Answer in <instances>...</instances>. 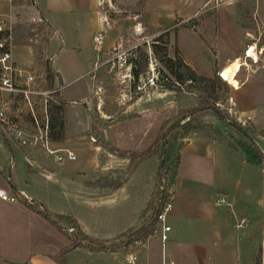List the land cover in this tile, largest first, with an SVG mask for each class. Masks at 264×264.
<instances>
[{"label": "rangeland", "instance_id": "1", "mask_svg": "<svg viewBox=\"0 0 264 264\" xmlns=\"http://www.w3.org/2000/svg\"><path fill=\"white\" fill-rule=\"evenodd\" d=\"M259 1L149 0L148 11L153 7L156 11L154 13L155 16L162 15L165 20L167 14L164 13L166 12H169L168 14L176 12L179 16L183 17L194 12L200 13L205 4H208L207 8L215 5V3L230 5L236 23L250 34L249 42H247L245 47V57L242 56L243 60L242 63L240 62L241 65H238L237 73H240V76L247 75V81L251 85L244 88L241 95L247 97L255 96L256 102L262 104V100L264 99V68L250 72L254 67L260 68L264 59V27L261 26L259 21L261 19L259 12L263 10L264 14V3L261 6ZM110 5H105V14H107L108 23L112 30L114 29L117 32V37H119L111 51L99 58V52L103 47L99 48L98 46L97 48V45L95 46L94 41L90 40V38L88 39V36L81 39V36H73L72 34H68L67 31L63 32V45H61V39L59 40L56 37L53 39L49 51L53 67L58 71L63 82V96L68 101L67 119L70 123L69 133L72 139H74L72 145H74V155L78 158L77 162L87 160L88 157H95L88 149V145L90 144L89 132L91 130L93 131V138L91 140L96 144L95 141L99 138L100 133H103V130L107 126L114 123L112 128L106 129L104 135L105 141L115 148L130 150L135 145H132L130 139L126 136L127 132L134 133L143 129L148 130L152 132L150 140H153L157 127L164 121L166 122L167 138L164 149L165 164L162 167L163 171L161 170L163 176L159 189L168 197L172 192L169 185L172 184L179 153L184 144L181 138L183 133L189 132L190 129H195L193 131L206 132L217 140L242 149L241 153L251 160L250 162L245 161L242 164V162L231 159L226 165L223 164L228 174L225 180L226 184L223 186L225 190L214 194L210 207L211 213L207 209L204 210L202 206L197 205L198 202L191 195V192L186 193L181 188L182 196L180 203L184 202L182 205L186 207L184 211L186 214L185 220L178 219L174 223L173 218H167L165 225L167 227L169 225L178 233L182 231L181 228H185L183 229L185 234V230L187 229L190 240L185 244V246L189 245L186 249L190 254L194 251L195 255L196 253L200 254V251L205 249L209 260L208 264H264V171L257 167L252 159L255 154L257 155V151L264 155V143L250 136L253 139L251 143L245 136L226 124L213 112L209 110L199 111L200 105L193 93L182 91L175 96L173 93L163 90L160 85H157L154 89H147L145 84L149 83L154 78V75L157 77V80H159L161 74L170 81H174L164 66L153 58L152 45L155 42L159 46L162 44L157 39L160 34L154 33L152 29H145L144 25L141 24L140 13L143 7V0H110ZM32 8L33 0H3L0 3V19L6 25H8V21H12L13 42L11 52H13V60L16 66L22 67L23 64L19 62L20 66L17 61L20 59L26 60L27 51H31L34 56V64L29 65L27 68H30L29 70L35 74L37 82L34 88L41 91H57L60 85L59 81L55 85L49 83L47 72L45 71L46 61H49L48 41L46 39H50L53 31L45 22L30 21V13L33 12ZM161 10L164 12L161 13ZM168 22L163 21V24L167 26L169 25ZM178 22H176V25ZM138 28L141 29L139 33L136 32ZM182 29V34L179 35L178 39L179 43L181 45L198 46V42L195 41V37L192 34L194 30L191 29V24L184 26ZM111 33L109 31L106 32L104 42L108 38H113V33ZM147 39L153 43L149 41L147 45L145 43ZM78 42H81L80 47H77ZM254 44L257 46L256 57L254 56L255 48L253 50V57L257 58L256 60L248 58L246 55L248 47H254ZM46 47L47 50L45 49ZM134 47L147 56L148 64L146 69H141L137 64H132L131 68L127 66L117 68L113 67L111 62H109L117 52L125 51L128 53ZM175 53V51L171 50L170 57L167 51L170 58L174 57ZM199 60L203 62L202 64L206 68L211 67V63L207 64L205 57L201 54ZM150 65L153 66L152 69H154L155 74L153 71H149ZM134 67H137V71L140 73L137 81H134L133 78L132 69ZM223 78L225 81L219 79L225 83L226 87H221L218 104L223 118L243 130H249L253 134L252 125L249 124L248 120L241 118L237 114L236 108L230 106L234 100L235 85H230L227 79ZM162 82H165V79ZM137 84L146 89L141 92L136 91ZM5 96L11 105V117L16 126L24 132L34 133L32 122L29 121L30 118L32 119L31 111L26 101L18 93ZM140 97H143L142 102L135 108H131L130 113L132 111L134 113L128 119L129 115H124L123 112L127 106L133 104ZM60 99L59 95L57 97L52 95L51 103L48 104L47 108L54 109V107H61L64 111L63 115L65 119L66 104ZM71 100L74 101V104L70 102ZM31 104L33 114L39 125L45 123L44 98L33 96ZM84 104L88 110L87 112L83 107ZM49 115L48 120L50 121ZM87 118L89 119V125L86 131ZM256 119L257 122L264 123V111L262 109H260ZM211 121H216L218 126L225 128L227 131H221L206 124ZM4 131L6 134L3 132L1 134L5 137L7 144L10 145V152L13 157H11L8 150L6 151V142L0 134V147H4L3 150L0 149V188L6 190L11 196H14L8 183L9 178L11 176L16 183L23 182V172L26 171L24 158L19 148L28 154L40 149L28 150L22 148L13 139L10 131L6 129ZM148 142L142 143L141 147L149 146L151 141ZM146 149L144 148V150ZM101 151L104 153L103 160H106V154L112 155L104 147H101ZM98 156L102 161V155L99 154ZM114 158L115 160L118 159L117 157ZM156 158L153 162L150 160L142 163L141 169L145 196L146 194L149 195L150 192V198L155 189L156 177L160 173V160L158 157ZM236 158L243 161L241 156H236ZM190 160L191 157H186V168H189ZM198 161H202V159ZM258 161L261 160L257 157ZM117 179L116 177L107 175V177L100 179V186L103 188L106 186L110 187V185L113 186L117 181L121 180L120 178ZM13 181L12 184L14 186ZM109 199L107 197L104 200ZM17 203L24 205L21 201ZM74 205L76 204L72 202L65 203L63 210L75 213H77L75 210H79L81 213L79 214L81 218L80 225L84 233L94 234L87 236L95 241L102 242L103 238L114 239L126 231L127 233L124 235V238L122 236L121 240L110 243L111 245L118 246L124 243L125 236L131 231V229H125V226L126 223L128 226H131L129 224L131 222L130 219H133L132 211L137 208V206L133 209L127 208L124 200L120 202L116 201V204L113 206L111 202L99 206L91 205L86 208H78ZM195 212H197V215L202 213L201 218L196 216ZM66 215L70 216L71 214L66 213ZM151 215L152 212H150ZM58 221L59 224L64 223L68 228L67 232H70L74 236L75 230L70 222L64 220ZM7 223H10V221L8 218H5L3 221V233L9 235L10 231L6 228ZM33 227H38V225L31 221L29 229L32 231ZM35 238L36 236L31 234L28 239L32 243ZM40 239L44 243L41 237ZM26 240L27 238L24 240V245L26 244ZM154 245L155 251L158 252L161 246L160 242L158 245V242L155 241ZM80 249L83 250L82 252H78L80 256L73 257L72 259L69 258L71 259L70 264H102L100 261L104 257L90 258L87 256V249ZM34 250L35 247L31 244L29 249H27L28 256L32 255L35 252ZM20 256V254H17L12 259L17 260Z\"/></svg>", "mask_w": 264, "mask_h": 264}, {"label": "crops", "instance_id": "2", "mask_svg": "<svg viewBox=\"0 0 264 264\" xmlns=\"http://www.w3.org/2000/svg\"><path fill=\"white\" fill-rule=\"evenodd\" d=\"M98 1L99 0H35V7L33 9L38 13V17L42 15L44 22L53 31V35L48 40L50 67L52 72L56 75L53 78L52 84L55 85V83L59 81L58 93L61 98L60 100L66 104L65 119L67 139L55 143L51 142L50 148L55 151H68L74 155V145H72L74 139H72L69 133L70 123L67 119L68 101L63 96V82L58 71L54 69L53 61L50 58L49 51L51 43L54 38L58 37L59 40L61 39V45H63L64 31H67L68 34H72L73 36H81V39L88 36V39L90 38L92 41L94 36L101 32L103 41L99 48H103H101L99 52V58L111 51L119 37H117V32L114 29L112 30L109 23L108 26H104V24L100 22L99 15H101V13ZM259 2L262 6L264 0H260ZM205 5L200 13L194 12L193 14L183 17L179 16L176 12L173 14H168L169 12H166L164 14H167V18L164 20L162 15L155 16L154 13L156 11L153 7L148 11L149 0H143V7L140 13L141 24L144 25L145 29H152L154 33L157 34L168 32L169 44L167 49L169 56L171 57V50L175 51V54H177L198 76L213 78L215 75H219V73L222 74V76L228 72L232 73L235 95L230 106L236 108L237 114H239L241 118L247 119L249 124L252 125L253 138L255 137L256 140L264 143V123L257 122L256 119L260 109L264 111V99L262 100V104H259L256 102L255 96L247 97L241 95L243 89L249 87L251 83L247 81V75L240 76V73H237L238 65H241L239 59L243 60L242 56L245 57V47L247 42H249L250 34L246 30L240 28L236 23L230 5L215 3V5L209 8H207L208 4ZM160 12L163 13L164 11L161 10ZM259 14L261 18L259 20L260 24L264 27L263 10H261ZM255 16L257 18L256 11ZM190 19L193 20L195 24L197 23L196 29L192 34L195 37V41L198 42V46L189 44L181 45L178 40L179 35L182 34V28L187 26L184 25L183 22ZM163 21H169V25H164ZM176 22H178L177 25ZM107 31L113 33V38H108L107 41L104 42V36ZM80 43L81 42H78L77 47L81 46ZM94 45L96 46V44ZM253 46L257 56V46L256 44ZM11 53L13 57V52ZM200 54L205 57L207 64L211 63V67L206 68L203 66V62L199 60ZM26 55V60L20 59L17 61L18 65L21 66L20 63L23 64L20 68H27L29 65L34 64L32 52L27 51ZM263 68L264 59L260 68L257 69V67H254L250 72H255ZM152 92H154V90H152ZM142 98L143 97L138 98L133 104L127 106L123 114H128V119L132 117L134 113L133 111L130 113L132 110L131 108H135L140 104ZM70 102L74 104L73 100ZM87 111L86 109V112ZM163 122L157 127L153 140H150L152 132L148 130L143 129L142 131H135L134 133L127 132L126 136L130 139L131 144L135 145L134 148L132 146L130 150L117 149L140 152L144 150V148H148L156 140ZM206 124L221 131H227L225 128L218 126L216 121H211ZM88 125L89 119L87 118L86 131L88 130ZM113 125L114 123L103 130V138L106 129L112 128ZM136 139L138 140L136 141ZM3 140L7 142L4 136ZM89 141L90 144L88 145V149L95 157H88L87 160L81 162H77L78 158L75 155V160L73 161L64 159L62 162H58L55 156H49L44 151L34 150L28 154L18 147L24 158L26 171L23 172L24 180L20 183L13 181L10 176L9 180L11 183L13 181L17 191L16 195L13 192L12 194L18 199L17 202H26V199H28L31 203H27L29 206L39 209L44 208L50 215L51 221L54 220L53 217L55 215L65 216L66 213H70V216H66L76 221L79 230L85 236L94 234L84 233L80 225V211L75 210L77 214L73 211L63 210L65 203L72 202L76 204L74 206L78 208H86L91 205L99 206L108 202H111L113 206L116 204V201L120 202L124 200L126 207L129 209H133L137 206L136 210L133 209L132 211L133 219H130L131 222L129 224L131 226H128L126 223L125 229H131L129 232L138 231L151 217V211L145 212L151 193L149 192V195L146 194L145 196V186L143 178H141L142 163L150 160L153 162L157 159V156H151L141 162L119 187L112 188L110 185V187L106 186L103 188L100 186V179L107 177V175L116 177V180H118L117 178L121 179L128 169L130 161L128 158H120L113 154L112 156L109 153L105 155L106 160H103L104 153H102L101 147L94 144L91 137H89ZM148 141H151L149 146L142 148V143H149ZM182 142H184V144L179 153L177 168L171 182L172 184L169 185L172 189L170 193L171 196L169 195L172 209L167 215L165 222L167 218H173L172 220L174 223L178 219L185 220L184 217H186V214L184 211L186 207L182 205L184 202L180 203L182 196L181 188L186 193L191 192V195L198 202L197 205L202 206L204 210L207 209L211 213L210 207L214 199V194L225 190L223 186L226 184L225 180L228 174L223 164L226 165L231 159L242 162V164H244L245 161H250V158H247V156L241 153L242 149L230 146L224 141L217 140L206 132H190L182 139ZM5 146L6 151L11 149L9 144L6 143ZM3 148V146L0 147L1 150H3ZM97 154L102 155V161ZM61 155L65 156L64 154ZM236 156H241L243 161L237 159ZM114 157L118 159L115 160ZM186 157H191L189 168H186ZM199 159H202V161H198ZM107 197L110 199L104 200ZM17 202L7 203L0 201V263L55 264L53 258L57 256L61 250L69 246V240L63 234L71 235L70 232H67L68 228L64 223H61L59 226L62 231H60L48 220L43 219V217L36 212L30 210L27 205L24 206V202V205ZM195 215L201 218L202 213L197 215V212H195ZM5 218H8L11 223L6 224V228L10 231L9 235L3 233V221ZM31 221L38 225V227H33L32 231L29 229ZM168 227L170 232L167 235L168 241L165 244L161 242L159 230V234H153L152 231V234L144 242L117 246L106 251L85 250L88 252L87 256L90 258L104 257V259L100 261L102 264H126L125 258L128 255H133L135 257V264H162V261L165 259H169L175 264L209 263L205 249H202L200 254L196 253V255L194 251L190 254L186 249L189 245L185 246V244L190 240L187 229L184 234L183 229L185 228H181L182 231L178 233L169 225ZM126 233V231L125 233L122 232L118 236L125 235ZM31 234L36 236L32 243L28 239ZM118 236H116V238ZM40 237L44 240V243H42ZM17 238H19V240H17ZM24 238H27L25 245ZM88 238L92 239L91 237ZM116 238H103L102 243H113ZM155 241L158 242V245L160 242L161 245L158 252H156L154 248ZM31 244L34 245L35 252L28 256L27 249H29ZM82 251V249L77 248L67 254L66 264H70L73 257L80 256L78 252ZM17 254L21 255L20 258L13 260L12 257Z\"/></svg>", "mask_w": 264, "mask_h": 264}, {"label": "trees", "instance_id": "3", "mask_svg": "<svg viewBox=\"0 0 264 264\" xmlns=\"http://www.w3.org/2000/svg\"><path fill=\"white\" fill-rule=\"evenodd\" d=\"M35 1V0H33ZM41 15V14H40ZM41 23L44 22L42 19V15L40 16ZM51 29V28H50ZM52 30V29H51ZM30 36V34H28ZM158 41L161 42V46L153 44L152 45V52H153V58L155 61L159 62V64H162L164 68L168 71L169 75L173 78L174 81H170L166 77L162 76L160 74L159 80L157 82V85H160V87L163 90H167L168 92L173 93L175 96L184 91L188 93H193L198 102L200 107L198 108L199 111L201 110H209L213 112L216 116H218L221 120L223 118V114L221 113L219 109V92L221 91V87H226L225 83H223L218 75H215L213 78H206L202 76H198L189 66H187L183 60L175 54L174 57L170 58L168 57L167 51H168V32H164L160 34L157 37ZM48 41V39H46ZM47 50V47L45 48ZM7 49H4L3 51H0V54L3 52H6ZM136 60H131L134 62L133 64H137V66H140L141 69H146V66L148 64L147 56L142 54L139 50H136ZM45 71L47 72V80L49 83H52L54 76H56L50 67V62L47 60L45 65ZM133 72V78L134 81H137L139 79L140 73L137 71V67L132 69ZM165 79V82H162V80ZM162 82V84H161ZM59 93H56L54 96H58ZM85 109L86 105H83ZM63 110L61 107H54L50 108L48 111V115L50 116L49 121V137L51 142H60L62 140L67 139V129H66V121L64 119ZM32 122V119L30 120ZM234 124V123H233ZM195 129H190L189 132L183 133L181 135V138H185L190 132H192ZM249 136L253 137L252 133L249 130H244ZM89 137L93 138V131L91 130L89 132ZM166 138H167V131H166V122H163L158 135L156 137V140L143 152H132V151H124L119 150L110 144H108L104 138L103 133H100L99 138L95 141V143L98 146L104 147L107 149L111 154L118 156L120 158H128L130 163L129 167L124 173L123 177L120 181H117L112 188L119 187L126 179L134 172V170L137 168V166L143 162L144 160L150 158L151 156H157L160 160V173L156 177V183H155V189L153 194L151 195V198L149 202L146 205L145 212L151 211L152 215L150 219L147 221V223L140 228L136 232H129L125 236V241L120 246L123 245H129V244H135L138 242H144L151 234L154 229V226L156 225V216L158 214L159 209H161L162 203L166 200L165 193H162L159 189V185L162 181L161 170L163 167V164H165V159L161 163L162 155L164 152V149L166 147ZM7 143V142H6ZM257 157L262 161L257 162ZM253 159V163L262 169L264 171V155L257 151V155L255 154ZM251 160V159H250ZM250 162V161H249ZM163 171V170H162ZM9 185L12 188V192L16 195L17 191L15 187L12 185L11 181H8ZM24 202V201H23ZM25 205L30 210H33L38 215L43 217L44 219L48 220L54 227L58 228L60 231H62L61 227L59 226L58 220H64L68 221L73 225L74 230L76 231L72 235H66L69 240V246L64 248L59 252L57 256L53 258V262L55 264H66V255L77 248H84L90 251H106L111 250L118 245H111L110 243H102L95 240H92L82 234V232L79 230L78 224L75 220H73L69 216H61V215H55L53 218L54 220H50V215L47 213V211L44 208H35L32 206H29L27 202H24ZM122 236L124 238V235L118 236L115 241L121 240ZM114 241V242H115ZM119 247V246H118Z\"/></svg>", "mask_w": 264, "mask_h": 264}, {"label": "built area", "instance_id": "4", "mask_svg": "<svg viewBox=\"0 0 264 264\" xmlns=\"http://www.w3.org/2000/svg\"><path fill=\"white\" fill-rule=\"evenodd\" d=\"M3 0H0V3ZM110 5V0H99L98 6L100 8V22L104 25L108 24V18L107 14H105V5ZM35 7V1H33V8ZM32 8V9H33ZM31 22H42L40 20V17H38V13L33 9V12L30 13ZM184 25L191 24V29H196V24L193 20H187L183 22ZM141 29H136V32H140ZM103 33V32H102ZM94 43L97 46H100L103 41V35H101V32L94 36L93 38ZM149 41L146 40V44H149ZM12 42H13V36H12V21H8V25L4 23L2 19H0V51H3L4 49H7L6 52H3L0 54V133H5L4 129L10 131L12 134L13 139L19 144L20 147L28 149V150H34V149H40L41 151H44L49 156H55L56 160L58 162H62L64 159L68 161L75 160V156L68 152V151H55L50 148L51 146V140L49 137V120H48V111L50 108H47L48 104H50L52 100V95L54 96L55 93H58L59 90L54 91H41L37 88H34L36 84V77L33 72H31L30 68H20L16 66L11 49H12ZM151 43H153L151 41ZM156 44V42H155ZM136 47L133 49H130L129 52L125 51H119L116 53V55L111 59L109 62H111L113 67L121 68L124 66H127L129 68L132 67L133 62L131 60H136ZM133 55V56H132ZM130 56V57H129ZM108 62V63H109ZM149 68V71H153L154 69L152 65ZM155 74V73H154ZM157 77L154 75V78L147 84H145V87L147 89H154L157 87ZM142 87L141 85H136V91L141 92L142 90L146 89ZM19 94L20 97L26 101L28 106L30 107V113L32 116V126L34 128V133L30 134L28 132H24L22 129L18 128L16 124L14 123V120L11 117L12 109L11 105L8 101V98L5 96H10L12 94ZM33 96H41L44 98V116H45V123L39 125L37 119L35 118L33 114L32 104L31 100ZM3 135V134H2ZM64 154L65 156L61 155ZM169 194V193H168ZM0 201L7 202V203H15L17 202V198L14 196H11L7 193L6 190L3 188H0ZM26 202L31 204L28 199H26ZM172 209V205L170 202V197H166V200L162 203L161 209H159L158 214L156 216V225L153 230V234H159L160 230V239L163 244H165L168 241L167 235L169 234L170 230L169 227L165 225V219L167 215L170 213ZM159 225V226H157ZM136 244V243H135ZM126 264H135V257L133 255H128L125 258ZM162 264H175L171 260H163Z\"/></svg>", "mask_w": 264, "mask_h": 264}, {"label": "water", "instance_id": "5", "mask_svg": "<svg viewBox=\"0 0 264 264\" xmlns=\"http://www.w3.org/2000/svg\"><path fill=\"white\" fill-rule=\"evenodd\" d=\"M239 61L242 63V60L241 59H239ZM218 77L222 80V81H225V79L222 77V74H220L219 73V75H218ZM222 120L226 123V124H228V125H230L231 127H233L234 129H236L240 134H242L243 136H245L251 143L253 142V139L242 129V128H240V127H238V126H236V125H233L231 122H229L227 119H225V118H222ZM9 152H10V150H9ZM10 155H11V157H13L12 156V153L10 152ZM164 158H165V152H163V155H162V160H161V163L163 162V160H164Z\"/></svg>", "mask_w": 264, "mask_h": 264}, {"label": "bare ground", "instance_id": "6", "mask_svg": "<svg viewBox=\"0 0 264 264\" xmlns=\"http://www.w3.org/2000/svg\"><path fill=\"white\" fill-rule=\"evenodd\" d=\"M253 50H254V47H248L246 55H247L248 58L256 60L257 58L253 57V54H254ZM254 56L256 57L255 54H254ZM223 77H225L227 79V81H228V83H230V85H234L233 84V80H232V73L228 72Z\"/></svg>", "mask_w": 264, "mask_h": 264}]
</instances>
